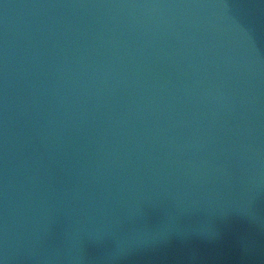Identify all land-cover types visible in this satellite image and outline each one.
<instances>
[{"label":"water","instance_id":"95a60500","mask_svg":"<svg viewBox=\"0 0 264 264\" xmlns=\"http://www.w3.org/2000/svg\"><path fill=\"white\" fill-rule=\"evenodd\" d=\"M0 264H264V0H0Z\"/></svg>","mask_w":264,"mask_h":264}]
</instances>
